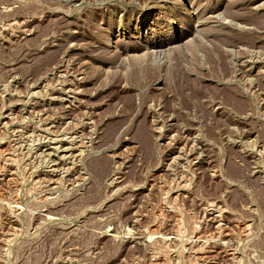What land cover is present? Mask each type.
Returning a JSON list of instances; mask_svg holds the SVG:
<instances>
[{"label":"rangeland","instance_id":"1","mask_svg":"<svg viewBox=\"0 0 264 264\" xmlns=\"http://www.w3.org/2000/svg\"><path fill=\"white\" fill-rule=\"evenodd\" d=\"M0 264H264V0H0Z\"/></svg>","mask_w":264,"mask_h":264},{"label":"bare ground","instance_id":"2","mask_svg":"<svg viewBox=\"0 0 264 264\" xmlns=\"http://www.w3.org/2000/svg\"><path fill=\"white\" fill-rule=\"evenodd\" d=\"M169 33V32H168ZM154 36H156V35H154ZM161 35H159L158 36V38H154V37H152V38H150L149 40H148V42H149V44H151V46H164L168 41H171V40H174L175 39V36L172 34V33H170V34H167V35H162L161 37H160ZM138 46V45H137ZM136 46V47H137ZM148 46V45H147ZM181 46H177V50L179 51V50H181ZM216 48L217 49H220L219 47H218V45H216ZM176 49V48H175ZM209 51H210V49H209ZM222 52V51H221ZM212 61H214V60H212Z\"/></svg>","mask_w":264,"mask_h":264}]
</instances>
